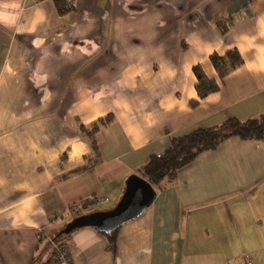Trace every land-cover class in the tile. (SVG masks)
<instances>
[{
	"label": "crops",
	"instance_id": "1",
	"mask_svg": "<svg viewBox=\"0 0 264 264\" xmlns=\"http://www.w3.org/2000/svg\"><path fill=\"white\" fill-rule=\"evenodd\" d=\"M70 4L60 14L53 0H0V264L54 256V235L113 207L171 137L264 112V0ZM232 48L242 63L221 78L209 56ZM108 63L109 84L96 82ZM195 65L218 84L203 98ZM108 115L81 169L93 151L80 126ZM154 188L114 236L69 235L70 264H264V139L229 137Z\"/></svg>",
	"mask_w": 264,
	"mask_h": 264
},
{
	"label": "trees",
	"instance_id": "2",
	"mask_svg": "<svg viewBox=\"0 0 264 264\" xmlns=\"http://www.w3.org/2000/svg\"><path fill=\"white\" fill-rule=\"evenodd\" d=\"M71 0H53L55 7L60 14L73 10ZM210 62L217 71L219 77H223L231 68L242 63V58L235 48L227 50L225 55L212 53L209 56ZM193 73L196 77V91L200 98L205 97L218 89V84L212 78L206 76L200 65L193 66ZM195 105L196 102H191ZM111 115L100 118L92 123L91 129L80 126L83 136L90 142L93 153L89 163L81 169L90 167L96 161L98 155L95 134L99 126L109 121ZM237 136L241 139H264V112L248 118L239 120L234 117L227 118L222 123L211 127L197 128L181 136L171 137L168 147L160 154L151 155L148 160L138 169V173L146 179L153 187L162 189L164 185L176 179L177 171L184 165L190 163L199 153L217 147L225 139ZM81 215L76 213L74 217ZM73 217V218H74ZM114 232L109 234L114 236ZM104 233V232H103ZM68 237V236H67ZM67 237H60L57 234L53 237V243L67 240ZM49 242V246H52ZM54 254V253H53ZM55 256H49L45 260L34 258L29 264H54Z\"/></svg>",
	"mask_w": 264,
	"mask_h": 264
},
{
	"label": "water",
	"instance_id": "3",
	"mask_svg": "<svg viewBox=\"0 0 264 264\" xmlns=\"http://www.w3.org/2000/svg\"><path fill=\"white\" fill-rule=\"evenodd\" d=\"M155 196V188L146 179L135 174L130 175L125 180L121 197L113 207L72 218L57 235L67 237L83 227H92L110 234L124 223L140 216L150 206Z\"/></svg>",
	"mask_w": 264,
	"mask_h": 264
},
{
	"label": "built area",
	"instance_id": "4",
	"mask_svg": "<svg viewBox=\"0 0 264 264\" xmlns=\"http://www.w3.org/2000/svg\"><path fill=\"white\" fill-rule=\"evenodd\" d=\"M107 198H104L103 200H106ZM81 205L79 203H75L71 205V209L78 211L80 209ZM52 244L54 245L53 252L55 256V263L54 264H70V257H69V249L67 244L63 242H55ZM240 264H253V261L247 256L243 255L241 257V263Z\"/></svg>",
	"mask_w": 264,
	"mask_h": 264
},
{
	"label": "rangeland",
	"instance_id": "5",
	"mask_svg": "<svg viewBox=\"0 0 264 264\" xmlns=\"http://www.w3.org/2000/svg\"><path fill=\"white\" fill-rule=\"evenodd\" d=\"M151 0H141V6L142 7H144V3H146V5L148 4V2H150ZM180 1V0H179ZM196 1V0H195ZM178 2V1H177ZM133 6H135V8H137L136 6L137 5H133ZM135 10H137V9H135ZM146 12H152L151 10L150 11H147L146 10ZM133 17H139L138 16V11H136L135 13H133V15H132ZM144 17H146V15L144 16ZM152 17H153V15H152ZM181 59H184V63H180L179 64V67L180 68H182V69H184L185 68V60H186V58L185 57H180ZM105 60V59H104ZM109 60V59H108ZM187 61V60H186ZM105 65V64H104ZM108 68L106 69V67H104L105 68V70H107V72H105L104 70H103V72H101V73H99L98 75H97V80H96V82H98L99 80H101V79H106L107 80V82H108V84H109V63H108ZM88 71V70H87ZM82 77L83 78H92V80H91V82H89V81H87V83H84L85 81H83V85H93L94 84V82H95V75H93V74H91V73H84V74H82ZM91 125L92 124H90V125H88L87 126V132L91 129ZM80 131H81V129H80ZM81 133H82V131H81ZM82 135H84L83 133H82ZM113 206V205H112ZM65 241H67V240H65ZM65 241H62V242H65Z\"/></svg>",
	"mask_w": 264,
	"mask_h": 264
}]
</instances>
